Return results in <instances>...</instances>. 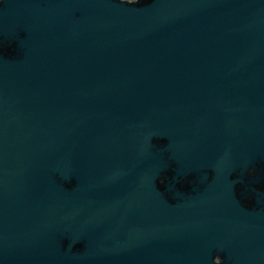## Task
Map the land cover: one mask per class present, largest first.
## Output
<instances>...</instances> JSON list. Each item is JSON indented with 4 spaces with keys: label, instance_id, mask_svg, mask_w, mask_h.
<instances>
[{
    "label": "water",
    "instance_id": "95a60500",
    "mask_svg": "<svg viewBox=\"0 0 264 264\" xmlns=\"http://www.w3.org/2000/svg\"><path fill=\"white\" fill-rule=\"evenodd\" d=\"M0 264H264V0H0Z\"/></svg>",
    "mask_w": 264,
    "mask_h": 264
}]
</instances>
